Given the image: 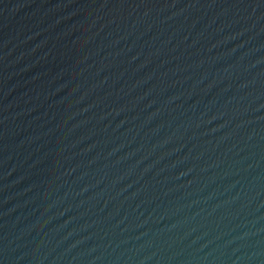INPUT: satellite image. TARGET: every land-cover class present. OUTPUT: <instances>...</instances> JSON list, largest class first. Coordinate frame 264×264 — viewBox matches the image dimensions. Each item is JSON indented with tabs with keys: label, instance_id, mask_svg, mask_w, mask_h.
<instances>
[{
	"label": "water",
	"instance_id": "1",
	"mask_svg": "<svg viewBox=\"0 0 264 264\" xmlns=\"http://www.w3.org/2000/svg\"><path fill=\"white\" fill-rule=\"evenodd\" d=\"M0 264H264V0H0Z\"/></svg>",
	"mask_w": 264,
	"mask_h": 264
}]
</instances>
